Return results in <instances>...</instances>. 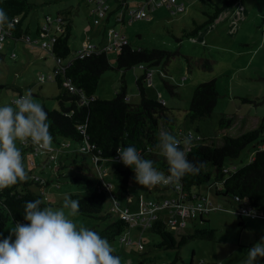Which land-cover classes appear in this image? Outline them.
Here are the masks:
<instances>
[{
	"label": "rangeland",
	"instance_id": "374dc122",
	"mask_svg": "<svg viewBox=\"0 0 264 264\" xmlns=\"http://www.w3.org/2000/svg\"><path fill=\"white\" fill-rule=\"evenodd\" d=\"M107 1L109 10L104 18L94 23L95 15L92 9L95 2L87 0H29L33 4L31 10L24 18V25H29L30 35L35 36V26L43 25L46 18L55 17L57 14L64 15L71 22V34L68 39L70 55L67 61L74 56V51L86 43L95 46L107 45L112 48L106 53L110 68L101 75L96 95L103 99L115 97L117 91L125 86L126 99L132 104L140 100L136 79L144 72L147 79L143 86L148 97L163 101L168 108L166 114L173 120V132L178 130L190 131L207 140L213 139L216 145L222 143V136H237L240 133L252 129L264 116V0H236L234 4L223 9L212 24L200 29L195 36H184L182 29L189 30L195 27L194 20L199 24L206 19L202 10L213 11L212 7L201 4L199 0H177L183 3V9L172 15L164 4L154 8H144L145 17L131 18V11L138 10L143 0H118ZM222 0H213L217 5ZM113 2V5L111 3ZM115 9V12H111ZM123 12V23L116 19L115 13ZM108 19V21H107ZM132 19V20H129ZM123 35L132 48L161 49L179 52V55L170 58L166 63L161 62L156 66H148L142 63L129 69L116 68V48L113 42L112 30ZM40 39L39 37H37ZM119 40V36L115 37ZM112 43V44H110ZM110 44V45H109ZM13 56H10V53ZM2 56L0 57V106L11 102L31 90L36 102L48 109H59L55 99L58 92L56 84L51 80L43 81L39 75L48 76L52 72L55 60L47 55L45 49L37 46L27 48L21 41L8 39L2 43ZM184 56L191 57L188 64ZM199 59L211 62V69L204 70L195 63ZM216 81L218 92L217 104L210 116L202 119L189 121L186 118L194 87L209 80ZM149 80V81H148ZM164 83L170 84L172 92L165 87ZM233 118L232 125L227 129H219V119L223 116ZM163 129V128H162ZM161 129V130H162ZM160 130V131H161ZM257 142L249 143L236 159H227L226 167L239 168L247 164L257 150ZM19 147V142H17ZM79 143L62 137L53 138L52 154L55 157L62 156V152L73 151L79 148ZM62 153V154H61ZM61 154V155H60ZM25 155V156H24ZM23 163L25 170L32 173L45 183L31 184L33 192L41 195V200L51 207L61 206L65 195L78 193L88 194L94 189V184L99 180L94 163L89 156L85 157L87 168L70 165L68 160L60 158L66 164L65 167L56 170V164L52 162L51 154L33 156L35 166L30 163L29 155L24 154ZM80 160L79 157H77ZM113 159L102 160L100 168L97 167L109 194H113L119 209H126L130 213L138 212L143 203L152 201L160 203L164 197L159 192H164L166 197L173 196V191L161 188L163 185L145 187L138 185L134 180V173L128 184V194L124 197L116 193L120 181V174L116 169L125 166ZM48 161V162H47ZM45 162L53 163L51 166L43 165ZM55 162V161H54ZM92 168V169H91ZM78 172L81 177L90 179L93 184H72L67 175ZM198 190L210 201L211 209L203 214L204 220L198 219L191 222L184 218L185 225H181V218L177 216V223L172 228L175 235L190 234L193 226H209L216 230L215 241L188 239L179 249L163 250L155 247L159 237L150 231L132 225L123 237H128L132 242H137L142 236L144 255L150 256L156 262L170 263L176 251L180 260L176 264H188L190 258L193 264H243L247 257L249 247L264 236V224L257 229V220L263 217L245 216L243 223L234 214L235 206L221 196L214 195L212 187L207 184L201 185ZM112 196V197H113ZM110 200H106L104 210L111 208ZM213 205V206H212ZM229 211V212H226ZM233 213H230L232 212ZM116 215L118 213L116 212ZM115 215V216H116ZM77 226L83 225L92 229L100 222L93 218L76 215L71 217ZM264 223V221H261ZM13 224L9 222L0 232V239L8 236ZM121 237L110 242L113 252L119 255L121 262L137 264L141 259L135 244L122 243ZM264 264V259L260 260Z\"/></svg>",
	"mask_w": 264,
	"mask_h": 264
},
{
	"label": "trees",
	"instance_id": "16d2710c",
	"mask_svg": "<svg viewBox=\"0 0 264 264\" xmlns=\"http://www.w3.org/2000/svg\"><path fill=\"white\" fill-rule=\"evenodd\" d=\"M199 1L201 4L212 7L213 11L202 10V14L206 16V19L199 24L194 20V28L189 30H185L186 28L182 29L184 36H195L200 29L212 24L220 12L234 4L236 0H222L218 5L213 0ZM32 6L33 4L29 0H0V8H3L10 18H18V21L14 23V28L10 30L11 34L7 40L22 41V37L30 33L29 25H24L23 22ZM65 21L64 32L55 39L52 48L54 55L62 58H67L70 55L68 39L71 34V22L66 17ZM40 27L41 25H37L35 34L40 32ZM106 53L100 52L84 58H76L63 72L55 74L53 66L52 72L54 75L51 81L57 86L58 92L55 99L59 105V109H48L44 106L43 108L48 114L49 131L54 139L62 137L76 141L79 144L86 141L94 146L86 152H81L79 149L73 151L67 150L66 152H62L63 154L61 153L62 156L60 158L68 160L71 157L70 165L74 166V168L78 167V161L81 164L80 166H86L87 168L85 163L86 156H89L93 161L94 169L99 178L94 184V189L85 195L69 193L68 196L72 199H79L80 211L78 215L90 217L100 222L94 225L92 230L99 233L101 237L106 238L110 243L116 238L124 236L131 225L129 221L119 218L110 208L109 210H104L106 200L109 199L112 203L114 196L113 194H109L107 187L101 181L97 164L101 166L102 160L114 159L117 156L116 150L119 148L134 146L143 158L152 160L154 167L167 174L168 165L166 159L159 154V150L156 148L159 131L163 128L162 130H167L178 139L187 135L190 131L184 132L178 130L177 132H173V120L167 116L166 112L168 108L164 102L150 98L145 93L142 82L147 75L146 71L136 79L140 96L138 103L132 104L127 101L125 86H122L121 91H117L115 97L111 99L98 97L95 94L98 81L104 71L110 68ZM176 55H179L177 50L167 51L155 48L134 49L127 43L117 52L115 62L117 69L126 70L135 65H142V63H146L149 67L156 66L161 62H168L170 58ZM10 56H12V52ZM184 59L189 68L191 57L184 56ZM195 64L204 70L211 69V62L206 59H199ZM67 78L71 80L74 86V90L72 91L68 90L67 86L62 83ZM164 85L171 94H175L171 90V87L174 86L167 83H164ZM2 88L4 86L0 85V89ZM217 98L218 92L214 79L197 84L192 92L186 118L192 122L210 116L217 104ZM232 121V117L223 115L219 119V129L229 128L232 125ZM194 136L198 139H195L193 144L186 149L188 159L193 162L204 161L205 167L198 174H187L182 178L180 192L183 197L181 200L194 201V199L204 197L195 188L207 184L208 187H212L214 195L228 200L235 208L240 207L242 202L245 201L246 205L255 210L257 217L264 218V116L255 127L237 136L223 135L220 145H216L213 139L207 140L198 134H194ZM252 142H257L258 146L247 164L236 169L235 167H226L224 165L227 159H236L240 152ZM34 147L35 145L31 143H19L22 157L25 156L24 154H28L29 160H31L30 152H33ZM52 152L53 149L51 151H42L38 155L42 153L48 155L52 154ZM94 156L99 158L96 163L94 162ZM58 157L54 155V158H52V162L57 163L55 167L57 171L59 168L66 166ZM47 162L43 165H48L49 167L53 164H47ZM33 166H35V163ZM87 169L90 172V169ZM115 170L120 174L116 193L124 197L128 194V184L133 170L129 167H124L123 169L115 168ZM27 173L29 179L26 181L18 182L15 185L0 190V232L9 222L13 225L15 221L24 222L22 208L24 202L35 199L41 200V195L31 190V184L34 182L45 183L43 187L48 186L47 181L42 182L31 170H28ZM67 177L72 184H93L90 179L81 177L78 172L69 173ZM169 188L163 187V189L167 190H170ZM235 197H238L240 201L235 200ZM41 206H48V204L42 201ZM157 216L158 218L152 221L151 226L144 230L150 231L159 237L158 243L155 245L159 249L177 250L188 239L216 240V230L209 226H193L190 234L176 236L173 230L166 224L167 212L160 210L157 212ZM189 219L191 222L198 219L200 223H207L199 215L192 216ZM125 238L129 239L130 242L122 243L136 245V242H132L127 236ZM139 239L141 250L136 245L137 252L143 256L137 264L154 262L150 256L144 255L142 236H139ZM113 255L119 256L115 252H113ZM180 258L178 251H176L172 261L168 264H176ZM121 264L127 263L121 262ZM188 264H193L191 258Z\"/></svg>",
	"mask_w": 264,
	"mask_h": 264
},
{
	"label": "clouds",
	"instance_id": "9594fccd",
	"mask_svg": "<svg viewBox=\"0 0 264 264\" xmlns=\"http://www.w3.org/2000/svg\"><path fill=\"white\" fill-rule=\"evenodd\" d=\"M14 26L13 19L0 8V31ZM47 121V112L34 100L31 90L11 104L0 106V190L29 179L17 142L31 143L43 151L52 150L53 136ZM194 140L192 132L178 139L167 130L159 131L156 148L166 159L167 174L154 167L152 160L143 158L134 146L119 148L116 155L120 163L133 170L138 185L179 188L185 175L198 174L205 167L204 161L188 159L186 149ZM115 162L113 159L112 163ZM41 205L40 199L24 202V222L15 221L8 236L0 239V264H121L106 238L83 225L77 226L71 219L80 211L79 199L65 195L59 207ZM261 259H264V236L249 247L243 264H260Z\"/></svg>",
	"mask_w": 264,
	"mask_h": 264
},
{
	"label": "built area",
	"instance_id": "2783aa9c",
	"mask_svg": "<svg viewBox=\"0 0 264 264\" xmlns=\"http://www.w3.org/2000/svg\"><path fill=\"white\" fill-rule=\"evenodd\" d=\"M90 2H95V7L92 9V12L95 13L97 17L94 19V23H98L99 19L104 18L107 15V12L109 10V5L107 3L108 0H88ZM159 4H164L167 8H169V11L172 15L175 14V12L182 10L181 4L177 3V0H143L141 1V6L138 10L131 11V18H139V17H145L146 12L144 11V8L150 9L154 8L155 6ZM123 13L118 12L115 14L117 20H120L122 18ZM132 20V19H129ZM14 23L18 21V18H13ZM65 17L63 15H55V17L48 16L46 18V22L41 25L40 32L35 34L38 39L35 36L30 35V33L24 35L22 37V41L25 45H27L29 48H36L37 46L45 49L48 55H51L55 60L54 65V74L58 72H63L66 67L76 58H84L86 56H89L91 54H98L100 52H108L111 51L112 48H109L107 45L103 46H95L92 43H86L82 45L81 47L77 48L74 51V56H72L70 59L65 61L66 58L58 57L54 55L53 53V43L55 39L64 32L65 28ZM112 33V32H110ZM11 34L10 29L5 28L3 31H0V50L2 48V43L7 40L9 35ZM119 36V40H115V37ZM113 42L116 46V48H121L123 45L127 44V40L123 35H119L116 32L113 35ZM111 43V44H112ZM110 45V44H109ZM119 51V50H118ZM116 51V52H118ZM13 56V53H12ZM142 67V66H141ZM53 72L50 73L48 76L39 75V79L43 81L51 80L53 78ZM147 79V77H146ZM149 81V80H148ZM63 85L67 86L68 90H74V86L71 83V80L69 78L64 79L62 81ZM195 139H198L195 137ZM93 144H89L86 141L81 144L80 150L82 152L89 151L93 148ZM43 150H39L36 146L33 149V152H30V163L34 165L33 156L38 155ZM51 158H54V155H50ZM114 159H118L116 156ZM99 160L97 156H94V162L96 163ZM97 166L100 168V165L97 164ZM101 178V174H100ZM37 179V178H36ZM101 181L102 178H101ZM41 182V180H40ZM104 183V181H103ZM105 185V183H104ZM106 186V185H105ZM163 187H170L169 189L173 191L174 196L173 197H167L164 198L160 203H154L152 201H148L146 203L142 204L141 209L136 213H130L126 209H119L118 203L115 201L114 197L112 199L111 204V210L113 212L118 213V217L124 220H127L130 222V225H137L140 226L141 229H147L151 226L152 221L156 218L158 211H166V224L172 229L175 227L177 223V216H180L181 225H185L184 218H190L192 216L199 215L202 216L203 214H207L211 209L220 208L219 205L217 207H210V201H207V198L201 197L199 199H194V201H183L181 200L182 193L180 192V187L177 188L175 185H163ZM235 200L240 199L238 197H235ZM213 206V205H212ZM235 214L242 218L245 216H251V217H257V213L254 211L253 214L249 215V212H251L253 209L250 208L248 205H246V202L243 201L242 205L240 207H236L234 209ZM121 240L125 243H129V239H126L125 237H121ZM136 245L138 246V249L141 250V243L140 239L136 242ZM148 264H167L165 262H150ZM199 264H202L201 262Z\"/></svg>",
	"mask_w": 264,
	"mask_h": 264
},
{
	"label": "crops",
	"instance_id": "0c3cea01",
	"mask_svg": "<svg viewBox=\"0 0 264 264\" xmlns=\"http://www.w3.org/2000/svg\"><path fill=\"white\" fill-rule=\"evenodd\" d=\"M88 1V0H87ZM109 1V0H108ZM112 1H117L118 3L119 2H121V1H118V0H112ZM181 4V7H182V9H183V3H180ZM111 5H113V2L111 3ZM115 12V9H112L111 10V12ZM118 13V12H117ZM123 13V12H122ZM116 14V13H115ZM117 19V18H116ZM125 19H124V13H123V15H122V18H120V20L119 21H121L122 23H123V21H124ZM107 21H108V19H107ZM39 25V24H38ZM36 27H37V25L35 26V29H36ZM31 32V31H30ZM35 32V31H34ZM109 32H112V33H114L115 31H113V29L112 30H110ZM117 33V32H116ZM117 34H119V33H117ZM120 35V34H119ZM111 44V43H110ZM100 45V44H99ZM100 46H102V45H100ZM27 48L28 49H30L28 46H27ZM46 54H47V52H46ZM48 55V54H47ZM159 193H161V194H159V196H161V197H164V198H167L165 195H164V192H159ZM173 196H174V194H173ZM173 196H171V197H173ZM226 212H229V211H226ZM230 213H233V211L232 212H230ZM209 213H207V215H208ZM234 214H235V212H234ZM236 215V214H235ZM202 218L204 219V217H203V215H202ZM239 218V220H240V222L241 223H243L244 221H243V219H244V217H242V218H240V217H238ZM261 221H264V220H257V223H256V228L258 229L259 228V226H262L264 223H262ZM260 229V228H259ZM139 264H141V263H139Z\"/></svg>",
	"mask_w": 264,
	"mask_h": 264
}]
</instances>
